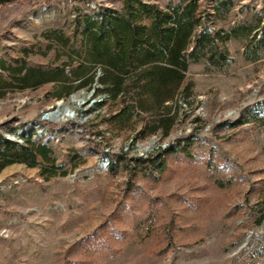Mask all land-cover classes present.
<instances>
[{"label":"rangeland","instance_id":"rangeland-1","mask_svg":"<svg viewBox=\"0 0 264 264\" xmlns=\"http://www.w3.org/2000/svg\"><path fill=\"white\" fill-rule=\"evenodd\" d=\"M232 1L207 22L242 31L220 44L228 63L192 64L173 103L146 102L120 130L105 121L116 103L98 91L103 68L72 72L76 17L122 0H0V135L32 134L67 171L0 173V264H264V0ZM23 64L56 78L22 88L3 66ZM59 103L71 114L41 118ZM172 144L188 154L141 170L138 158L159 160Z\"/></svg>","mask_w":264,"mask_h":264},{"label":"trees","instance_id":"trees-1","mask_svg":"<svg viewBox=\"0 0 264 264\" xmlns=\"http://www.w3.org/2000/svg\"><path fill=\"white\" fill-rule=\"evenodd\" d=\"M232 6V0H218L211 5L205 0H180L165 6L145 0H122L119 9L100 10L94 15L80 13L75 20L81 29L82 63L72 72L73 78L81 79L93 66L103 68L104 87L98 91H112L116 103L105 121L122 130L136 112L149 110L146 102L151 101V107L173 103L182 77L192 64L206 62L220 69L228 63V54L220 44L241 36L242 31L236 27L226 32L211 29L207 22ZM243 35L255 37L249 31ZM3 69L22 82V88L56 78L26 64ZM63 73L61 70L60 74ZM22 139L19 143L0 135V173L9 165L23 163L38 169L45 180L66 175L67 171L57 164L51 145L33 139L32 134L22 133ZM181 152L188 154L185 146L172 144L164 149L159 160L136 161L142 163L141 170L148 174L153 169L163 171L167 156ZM110 168L113 171L115 166L112 164Z\"/></svg>","mask_w":264,"mask_h":264},{"label":"bare ground","instance_id":"bare-ground-1","mask_svg":"<svg viewBox=\"0 0 264 264\" xmlns=\"http://www.w3.org/2000/svg\"><path fill=\"white\" fill-rule=\"evenodd\" d=\"M74 102L76 103V104H78L77 102H78V100L74 97ZM80 105V104H79ZM62 106V104H60L59 103V105H57V111H55V109H53L51 112H53V111H55L53 114H48L47 115V119H50V118H54V119H62V118H65V117H67L66 115L67 114H65V112H68V113H70L71 111L69 110H67V108L66 107H64V109H63V111H60V107ZM65 106V105H64ZM71 114V113H70ZM69 117V116H68Z\"/></svg>","mask_w":264,"mask_h":264},{"label":"water","instance_id":"water-1","mask_svg":"<svg viewBox=\"0 0 264 264\" xmlns=\"http://www.w3.org/2000/svg\"><path fill=\"white\" fill-rule=\"evenodd\" d=\"M55 111H57V108L55 109ZM55 111H53V112H51V111H50V112H46V113H44V114L42 115L41 118H42L43 120H44V119H47V115H48V114H53Z\"/></svg>","mask_w":264,"mask_h":264},{"label":"built area","instance_id":"built-area-1","mask_svg":"<svg viewBox=\"0 0 264 264\" xmlns=\"http://www.w3.org/2000/svg\"><path fill=\"white\" fill-rule=\"evenodd\" d=\"M39 127V125H37Z\"/></svg>","mask_w":264,"mask_h":264}]
</instances>
